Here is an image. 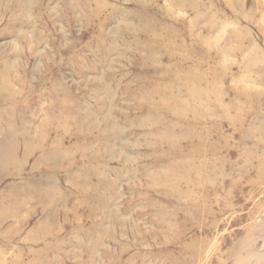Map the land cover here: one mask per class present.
Wrapping results in <instances>:
<instances>
[{
  "label": "rangeland",
  "instance_id": "obj_1",
  "mask_svg": "<svg viewBox=\"0 0 264 264\" xmlns=\"http://www.w3.org/2000/svg\"><path fill=\"white\" fill-rule=\"evenodd\" d=\"M0 264H264V0H0Z\"/></svg>",
  "mask_w": 264,
  "mask_h": 264
},
{
  "label": "bare ground",
  "instance_id": "obj_2",
  "mask_svg": "<svg viewBox=\"0 0 264 264\" xmlns=\"http://www.w3.org/2000/svg\"><path fill=\"white\" fill-rule=\"evenodd\" d=\"M113 126V125H112ZM114 128H118L119 129V127H115V126H113Z\"/></svg>",
  "mask_w": 264,
  "mask_h": 264
}]
</instances>
